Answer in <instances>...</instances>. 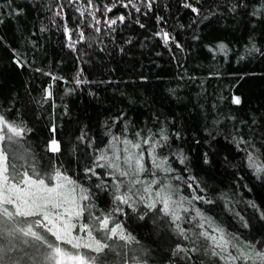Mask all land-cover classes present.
<instances>
[{"label": "trees", "instance_id": "obj_1", "mask_svg": "<svg viewBox=\"0 0 264 264\" xmlns=\"http://www.w3.org/2000/svg\"><path fill=\"white\" fill-rule=\"evenodd\" d=\"M0 115L30 129L14 147L27 164L66 170L88 190L91 213H112L134 238L108 241V264H224L202 235L216 227L264 248V173L247 159L264 162V0H0ZM53 126L56 154L47 151ZM124 139L141 142L129 150L156 174L141 181L170 183L187 198L173 206L179 221L135 195L131 205L115 200L133 178L99 157L115 144L124 167ZM153 147L172 172L151 166Z\"/></svg>", "mask_w": 264, "mask_h": 264}, {"label": "snow or ice", "instance_id": "obj_2", "mask_svg": "<svg viewBox=\"0 0 264 264\" xmlns=\"http://www.w3.org/2000/svg\"><path fill=\"white\" fill-rule=\"evenodd\" d=\"M136 10L139 11V8ZM192 10L198 11L195 8ZM118 19L123 22L125 17L121 15ZM116 22L111 20L110 24L114 25ZM80 35L82 37L83 33ZM164 36L167 38L168 33H164ZM219 49L224 51L226 45L220 44ZM253 50L259 51L254 46ZM20 66L23 67V64ZM234 103L239 104L240 98L235 97ZM27 131L30 129L23 123L9 122L4 115H0V264H108L107 258L101 256L106 249L113 250L108 241L119 239L131 243L134 238L125 233L119 222L113 220L112 213L94 216L90 211L91 205L83 204V201L89 199L88 190L68 176L66 170L61 171L60 168L53 167L51 171L42 173L37 167L27 164L26 153L18 155L14 150ZM50 132L53 135L47 143V151L53 154L60 153L62 149L60 141L55 138L56 128L51 127ZM161 135L166 141L167 136L163 133ZM116 139L113 137L114 141ZM141 139L143 143L152 142L151 135ZM240 142L247 143L243 138ZM122 143L125 145L124 167L121 166L120 149L115 144L112 145V156H108L105 151L99 157L100 160H107L109 167L120 176L133 178L127 192L116 195L115 200L121 204L131 205L132 197L135 195L140 201L147 203L148 209H155L157 203L161 204L166 215L171 216L173 221H179L181 217L173 210V206H182L187 198L178 196V189L170 183L161 185L158 179L141 181L139 177L145 172H149L153 177L156 175L146 165L142 151L129 150V146L131 149H141V142L124 139ZM154 144L159 145V141H155ZM150 155L152 167L165 173L173 171L171 167L166 166V159H160L155 154V147L152 148ZM18 159L25 160V164L19 168L16 163ZM247 159L249 167L253 168L258 176L264 173V162L259 161L257 156L249 153ZM96 167L104 165L97 164ZM86 172L92 176L97 175L95 167L86 168ZM175 179L181 177L176 176ZM136 185L142 187L136 188L133 193L132 189ZM154 185L161 186L155 190L154 198L149 202L148 197L153 195ZM116 191H120L119 184ZM193 198L202 199L200 196ZM252 206L256 207L255 204ZM86 210L89 212L87 223L84 222ZM183 210L188 211L187 208ZM114 211L122 210L117 207ZM196 214L202 216L198 209ZM260 215L264 219V212ZM241 219L243 220V217ZM244 226L247 227V221H244ZM176 227L183 234L184 230L180 225L177 224ZM213 231L218 235H212L207 231L202 235L211 240L213 255L219 256L224 264H264V248L258 250L253 244L241 246L239 243H233L237 238L227 234L223 228L216 227ZM136 264L140 262L137 261Z\"/></svg>", "mask_w": 264, "mask_h": 264}]
</instances>
